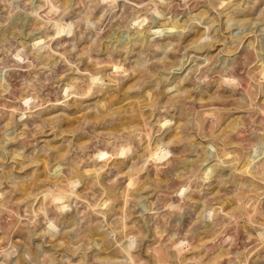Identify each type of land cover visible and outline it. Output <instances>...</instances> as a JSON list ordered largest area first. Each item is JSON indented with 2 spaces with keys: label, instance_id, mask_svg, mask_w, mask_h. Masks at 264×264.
<instances>
[{
  "label": "rangeland",
  "instance_id": "rangeland-1",
  "mask_svg": "<svg viewBox=\"0 0 264 264\" xmlns=\"http://www.w3.org/2000/svg\"><path fill=\"white\" fill-rule=\"evenodd\" d=\"M0 264H264V0H0Z\"/></svg>",
  "mask_w": 264,
  "mask_h": 264
}]
</instances>
